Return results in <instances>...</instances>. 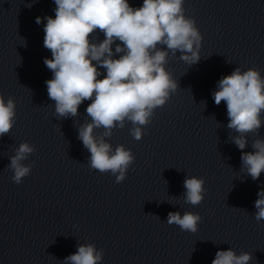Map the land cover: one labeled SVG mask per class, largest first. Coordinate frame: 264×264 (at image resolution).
Wrapping results in <instances>:
<instances>
[{"label":"water","instance_id":"water-1","mask_svg":"<svg viewBox=\"0 0 264 264\" xmlns=\"http://www.w3.org/2000/svg\"><path fill=\"white\" fill-rule=\"evenodd\" d=\"M129 3L140 7L143 0ZM55 7L54 0H0V94L16 103L14 126L0 137V264H62L78 244L89 243L103 250L101 264H211L218 250L229 248L251 253L249 264H264V220L254 218L264 172L254 181L241 169L242 151H254L264 125L238 149L229 139L238 133L227 128L226 104L217 106L212 97L237 67L264 77V0H184L185 15L203 37L201 59L189 66L169 52L165 67L178 89L155 109L142 139L130 134V122L105 138L135 157L121 183L89 166L90 153L78 139L79 127L90 122L91 101L76 117L58 118L48 97L46 20L35 21L54 18ZM104 38L99 30L92 37ZM23 142L35 150L22 161L30 174L16 184L8 165ZM188 176L205 181L197 206L184 201ZM175 211L198 213V230L169 225Z\"/></svg>","mask_w":264,"mask_h":264},{"label":"clouds","instance_id":"clouds-1","mask_svg":"<svg viewBox=\"0 0 264 264\" xmlns=\"http://www.w3.org/2000/svg\"><path fill=\"white\" fill-rule=\"evenodd\" d=\"M35 2V0H34ZM55 17H36V23L46 20L43 46L51 58L43 63L52 72L45 81L47 94L54 101L58 118L76 117L79 106L91 101L86 108L90 122L78 129V139L90 153L89 166L100 173L110 172L116 183L126 179L134 162L130 149L118 145L113 149L106 141L113 129L132 124L130 134L142 139L144 128L150 123L156 108L163 106L178 89V82L167 71L169 52H179L180 59L189 66L201 59L202 35L195 20L185 15L184 0H143L133 7L129 0H54ZM31 7V5H29ZM103 33L102 42H93L96 31ZM119 41L120 43H116ZM113 44L115 51L113 52ZM120 54L119 58H114ZM100 68L105 70L101 79ZM215 105L226 104L227 128L238 135L230 141L238 149L248 145V134L258 133L264 125V77L256 68L242 71L235 68L217 82L212 93ZM16 119V103L11 97L5 101L0 94V137L7 135ZM103 128L101 135L94 129ZM254 151L241 154V169L254 181L264 172V139H255ZM27 142L20 143L10 157L8 168L13 171L16 184L30 174L31 165L22 161L34 152ZM205 181L186 177L184 201L197 206L204 200ZM254 218L264 220V188L257 193ZM202 217L186 211L169 212L167 223L182 231L195 233ZM249 252L237 254L232 248L218 250L211 264H249ZM103 250L93 244H78L77 251L62 264H101Z\"/></svg>","mask_w":264,"mask_h":264}]
</instances>
